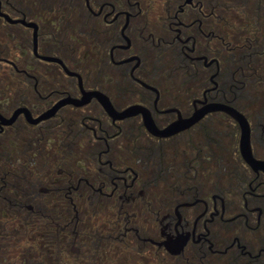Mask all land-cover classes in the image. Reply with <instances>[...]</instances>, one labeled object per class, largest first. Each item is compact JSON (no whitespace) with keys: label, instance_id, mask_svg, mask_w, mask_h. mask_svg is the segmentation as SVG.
I'll return each mask as SVG.
<instances>
[{"label":"flooded vegetation","instance_id":"obj_1","mask_svg":"<svg viewBox=\"0 0 264 264\" xmlns=\"http://www.w3.org/2000/svg\"><path fill=\"white\" fill-rule=\"evenodd\" d=\"M0 264H264V0H0Z\"/></svg>","mask_w":264,"mask_h":264},{"label":"water","instance_id":"obj_2","mask_svg":"<svg viewBox=\"0 0 264 264\" xmlns=\"http://www.w3.org/2000/svg\"><path fill=\"white\" fill-rule=\"evenodd\" d=\"M249 137V132L248 131H246L245 132V139H247ZM248 140V139H247ZM262 163V162H261Z\"/></svg>","mask_w":264,"mask_h":264}]
</instances>
